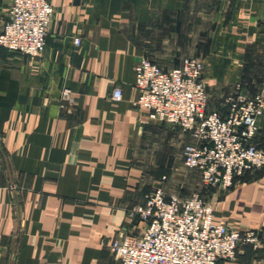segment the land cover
<instances>
[{"label":"crops","instance_id":"crops-1","mask_svg":"<svg viewBox=\"0 0 264 264\" xmlns=\"http://www.w3.org/2000/svg\"><path fill=\"white\" fill-rule=\"evenodd\" d=\"M50 1L39 57L0 46V264H118L122 233L143 230L134 209L165 180L177 183L183 148L195 143L136 106L135 66L200 58L209 107L227 115L226 98L264 88V0ZM10 6L0 0V32ZM258 125L264 145V116ZM207 198L217 221L264 231V170ZM219 264H264V239Z\"/></svg>","mask_w":264,"mask_h":264},{"label":"built area","instance_id":"built-area-1","mask_svg":"<svg viewBox=\"0 0 264 264\" xmlns=\"http://www.w3.org/2000/svg\"><path fill=\"white\" fill-rule=\"evenodd\" d=\"M55 8L50 0H11L8 19L0 32V46L30 58L45 50ZM81 38L74 40L76 46ZM136 106L150 118L178 128L195 140L183 148L184 165L200 172L209 191L232 189L237 179L264 170V146L258 120L264 116V88L254 96L237 94L225 100L227 115L209 107L206 67L198 58H186L179 67L164 69L148 58L135 66ZM116 101L122 91L113 93ZM61 107L72 102L69 90ZM133 216H139L140 234L125 233L112 247L118 264H219L234 262L243 246L258 248L264 231L241 232L216 220L214 205L204 196L167 195L156 188Z\"/></svg>","mask_w":264,"mask_h":264},{"label":"rangeland","instance_id":"rangeland-1","mask_svg":"<svg viewBox=\"0 0 264 264\" xmlns=\"http://www.w3.org/2000/svg\"><path fill=\"white\" fill-rule=\"evenodd\" d=\"M258 53L257 51H255ZM200 59V58H198ZM201 60V59H200ZM203 61V60H202ZM204 62V61H203ZM206 67V65H205ZM264 146V145H263ZM181 167V166H180ZM263 171V170H260ZM258 172V171H256ZM176 179L177 183L165 180L163 185L160 187L164 191L166 189L172 190L174 192H177L182 197H188L194 194H200L207 198V195L209 194V190L204 187L200 180V172L197 170H188L184 167L179 168L178 171H176ZM208 199V198H207Z\"/></svg>","mask_w":264,"mask_h":264},{"label":"water","instance_id":"water-1","mask_svg":"<svg viewBox=\"0 0 264 264\" xmlns=\"http://www.w3.org/2000/svg\"><path fill=\"white\" fill-rule=\"evenodd\" d=\"M78 2H79V0H76V3H78ZM138 221H139V216H136V222H138Z\"/></svg>","mask_w":264,"mask_h":264}]
</instances>
